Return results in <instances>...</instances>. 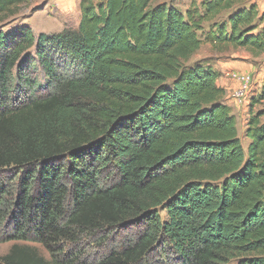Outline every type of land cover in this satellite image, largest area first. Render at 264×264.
<instances>
[{
	"label": "trees",
	"instance_id": "trees-1",
	"mask_svg": "<svg viewBox=\"0 0 264 264\" xmlns=\"http://www.w3.org/2000/svg\"><path fill=\"white\" fill-rule=\"evenodd\" d=\"M27 1L0 0V24ZM79 10L76 29L0 28V241L50 257L12 245L0 264H264V71L244 149L219 71L191 60L203 43L263 54L264 12L255 0ZM87 234L123 239L87 263L64 245Z\"/></svg>",
	"mask_w": 264,
	"mask_h": 264
},
{
	"label": "rangeland",
	"instance_id": "rangeland-1",
	"mask_svg": "<svg viewBox=\"0 0 264 264\" xmlns=\"http://www.w3.org/2000/svg\"><path fill=\"white\" fill-rule=\"evenodd\" d=\"M165 1L172 2L173 6L179 9L181 12H184L186 9L190 8L192 3V0ZM79 2L80 0H28L26 4L21 6L19 13L4 23H1L0 28L8 30L18 25H28L36 35L40 32L52 33L61 31L63 29H76L80 20ZM208 50V47L204 46L202 51H200V54L206 55ZM214 55H218L221 60L246 61L256 67V70L254 69L253 72L248 73L252 77L251 91L248 94L246 101L243 102L249 108V103L251 102L252 98L256 97L261 89L258 87V84L260 81V72L262 71L261 69L264 67V53L258 57H253L243 49L230 48ZM214 58L210 56L208 59L209 61H212ZM231 74H229L228 77H230V79L235 83V80L232 78ZM262 105L264 106V102L261 104L256 103L253 106V110L255 111L260 109ZM243 120L246 119H242L241 117L236 119V126L241 143L245 149L248 144V140L244 137L243 132L245 122ZM161 217H165L164 211H161ZM122 237L123 236L121 234H115L108 238H104V236L101 234H87L82 236L75 243H64V245L69 250L72 248V245H77V251L82 254L83 260H85L87 263H92L106 255L111 248L117 246L119 244V240L123 239ZM12 245L35 246L43 257L46 259L50 258L49 254L40 246V244L28 241H0V257L4 256L10 250ZM154 255L155 254L149 255L144 264H167L168 262L171 264V261L167 260L168 262H166L164 258H161L162 260L159 262V258H155ZM228 264H236V261H230Z\"/></svg>",
	"mask_w": 264,
	"mask_h": 264
},
{
	"label": "crops",
	"instance_id": "crops-1",
	"mask_svg": "<svg viewBox=\"0 0 264 264\" xmlns=\"http://www.w3.org/2000/svg\"><path fill=\"white\" fill-rule=\"evenodd\" d=\"M257 4V8L259 13L264 12V0H255ZM204 46L208 47V53L206 55L200 54V51H202V48ZM218 53L216 50L212 49V46L210 43H203L200 48L193 54L191 60L192 61H204L207 63L206 65L212 66L214 69L219 71V76L216 79L217 86L224 89V101L225 103L230 107L232 113L235 115V118L238 119L241 117L242 119H247V110L248 106L245 103H240L236 99L232 97V91L235 87V83L228 77L229 74L233 73H251L253 70H256V67H254L253 64L248 63L246 61H236V60H221L218 55H214ZM215 58H214V56ZM210 56L214 59L212 61H209L208 58ZM214 60V61H213ZM260 72V81L258 84V87L261 88L262 86V76L264 67L261 69ZM244 122L246 120H243Z\"/></svg>",
	"mask_w": 264,
	"mask_h": 264
},
{
	"label": "built area",
	"instance_id": "built-area-1",
	"mask_svg": "<svg viewBox=\"0 0 264 264\" xmlns=\"http://www.w3.org/2000/svg\"><path fill=\"white\" fill-rule=\"evenodd\" d=\"M231 76L235 80L232 96L238 102L243 103L251 91L252 77L248 73H232Z\"/></svg>",
	"mask_w": 264,
	"mask_h": 264
}]
</instances>
